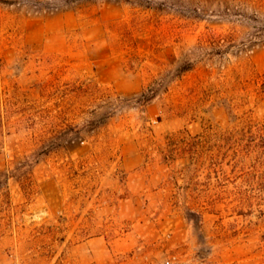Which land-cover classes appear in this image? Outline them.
I'll use <instances>...</instances> for the list:
<instances>
[{
    "label": "rangeland",
    "instance_id": "374dc122",
    "mask_svg": "<svg viewBox=\"0 0 264 264\" xmlns=\"http://www.w3.org/2000/svg\"><path fill=\"white\" fill-rule=\"evenodd\" d=\"M11 2L0 264H264V0Z\"/></svg>",
    "mask_w": 264,
    "mask_h": 264
},
{
    "label": "trees",
    "instance_id": "16d2710c",
    "mask_svg": "<svg viewBox=\"0 0 264 264\" xmlns=\"http://www.w3.org/2000/svg\"><path fill=\"white\" fill-rule=\"evenodd\" d=\"M0 4L3 5H11L12 2L11 0H0ZM264 29V28H263ZM193 64H180L178 67L177 71L179 74H184L188 73L193 70ZM153 99V97H152ZM151 99L147 100L150 101ZM228 114L234 120V122L239 120L238 115L235 113L233 108L228 109ZM248 129L251 130V135L252 139L246 142L245 144L243 142H237L236 146L238 147L237 152L239 154V150L245 151L247 154V157L253 153L256 154L255 158L252 159V166L257 167V166H263L264 167V126H258L255 125L254 123L250 122L248 125ZM241 146L242 149H239ZM240 157V155H238ZM247 158H239L236 160V163H246ZM261 188H263L264 191V186L261 185Z\"/></svg>",
    "mask_w": 264,
    "mask_h": 264
},
{
    "label": "crops",
    "instance_id": "0c3cea01",
    "mask_svg": "<svg viewBox=\"0 0 264 264\" xmlns=\"http://www.w3.org/2000/svg\"><path fill=\"white\" fill-rule=\"evenodd\" d=\"M50 21H47L49 23ZM53 25L52 30H50L51 24H47V29L44 31L48 36V40H55V38L59 37L61 33L70 32L72 30L77 29L78 20L76 16L72 13H65L59 17H56L52 20Z\"/></svg>",
    "mask_w": 264,
    "mask_h": 264
}]
</instances>
